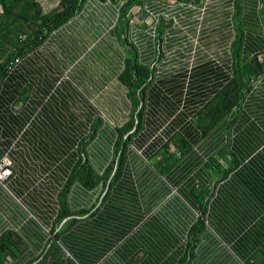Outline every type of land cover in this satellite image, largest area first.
Returning a JSON list of instances; mask_svg holds the SVG:
<instances>
[{
	"label": "crops",
	"instance_id": "1",
	"mask_svg": "<svg viewBox=\"0 0 264 264\" xmlns=\"http://www.w3.org/2000/svg\"><path fill=\"white\" fill-rule=\"evenodd\" d=\"M127 1L84 0L0 77V236L19 239L5 264H264L263 71L228 114L206 128L196 116L264 52L258 3L143 0L124 31ZM127 44L153 75L106 178L134 111ZM8 52L0 37V63ZM82 142L91 186L74 175Z\"/></svg>",
	"mask_w": 264,
	"mask_h": 264
},
{
	"label": "trees",
	"instance_id": "2",
	"mask_svg": "<svg viewBox=\"0 0 264 264\" xmlns=\"http://www.w3.org/2000/svg\"><path fill=\"white\" fill-rule=\"evenodd\" d=\"M142 1L128 0L122 6L118 29L121 26L125 31L128 23L126 17L132 13V8ZM83 2L84 0H57L51 9L46 10L39 0H0V37L9 45V52L6 58L0 63V77L6 70L12 67L20 56L40 45L49 32L68 21L77 12ZM256 2L264 16V0H256ZM126 48L125 67L120 73L119 78L128 88L129 96L134 104V111L125 123L116 128L118 131V147L116 151L118 159L115 163L117 167L123 158L124 134L134 133L141 126L140 118L142 109L144 108V91L153 75V66L149 67L139 63L131 44H127ZM238 48L239 44L235 42L233 50L236 54L238 53ZM253 69L263 71L264 73V52L258 56H254L249 63L244 65L237 64L234 76L226 82L222 90L217 92L197 112V123L202 128L208 127L204 124L208 123V125H211L239 105L246 87L249 86L250 75L255 72ZM83 145L84 142L81 143L82 157L80 162L76 164L74 175H79L84 184L91 186L97 182L99 176L88 168L85 162ZM113 162L111 165H113ZM116 172L117 170L114 171L113 176ZM105 175L107 178L108 174L105 173ZM196 193L205 197L209 192L199 190ZM205 207L206 205L204 204L200 213L199 223L204 222ZM17 243L19 244V239L15 232L7 230L2 233L0 236V264L7 262L10 255L14 253L13 248ZM49 248L54 250V244H51ZM58 262L59 264H65L62 259L54 260L53 264H58ZM66 263L72 264V262Z\"/></svg>",
	"mask_w": 264,
	"mask_h": 264
},
{
	"label": "built area",
	"instance_id": "3",
	"mask_svg": "<svg viewBox=\"0 0 264 264\" xmlns=\"http://www.w3.org/2000/svg\"><path fill=\"white\" fill-rule=\"evenodd\" d=\"M12 173L11 159L7 154L0 158V183L5 185V180Z\"/></svg>",
	"mask_w": 264,
	"mask_h": 264
},
{
	"label": "rangeland",
	"instance_id": "4",
	"mask_svg": "<svg viewBox=\"0 0 264 264\" xmlns=\"http://www.w3.org/2000/svg\"><path fill=\"white\" fill-rule=\"evenodd\" d=\"M50 1H51L52 4H50V3L46 4L45 5L46 10L51 9L56 4V2H57V0H50ZM41 2H43V0H41ZM117 159H118V155H117V152H116L115 153V159H114L113 165H110V169L107 170L108 177H109V175H110V173L112 171L113 166L115 168V166H116L115 163L117 162ZM114 168H113V171H114Z\"/></svg>",
	"mask_w": 264,
	"mask_h": 264
},
{
	"label": "bare ground",
	"instance_id": "5",
	"mask_svg": "<svg viewBox=\"0 0 264 264\" xmlns=\"http://www.w3.org/2000/svg\"><path fill=\"white\" fill-rule=\"evenodd\" d=\"M139 112V111H138Z\"/></svg>",
	"mask_w": 264,
	"mask_h": 264
}]
</instances>
